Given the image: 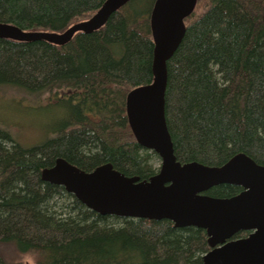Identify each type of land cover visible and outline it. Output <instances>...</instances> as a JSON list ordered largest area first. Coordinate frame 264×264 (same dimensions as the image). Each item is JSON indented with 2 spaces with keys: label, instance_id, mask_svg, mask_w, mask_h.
<instances>
[{
  "label": "trees",
  "instance_id": "trees-1",
  "mask_svg": "<svg viewBox=\"0 0 264 264\" xmlns=\"http://www.w3.org/2000/svg\"><path fill=\"white\" fill-rule=\"evenodd\" d=\"M105 0H0V22L60 32ZM166 62L164 113L180 163L220 166L242 153L264 165V0H197ZM154 0H130L103 28L64 46L0 39V103L45 107V132L22 141L0 116V264H203L204 230L166 220L102 216L40 172L57 158L84 171L110 164L147 180L152 151L137 144L125 99L151 82ZM240 187L210 188L231 197ZM239 233L235 238L245 236ZM14 252L15 254L10 256Z\"/></svg>",
  "mask_w": 264,
  "mask_h": 264
},
{
  "label": "water",
  "instance_id": "water-1",
  "mask_svg": "<svg viewBox=\"0 0 264 264\" xmlns=\"http://www.w3.org/2000/svg\"><path fill=\"white\" fill-rule=\"evenodd\" d=\"M130 0H105L89 18L63 31H24L0 22V39L20 43L43 41L64 46L78 34L100 30L109 16ZM197 0H154L149 15L153 41L150 83L128 92L125 111L138 145L160 159L147 180L129 177L103 164L84 171L63 158L40 172L42 181L60 186L85 208L102 216L151 221L166 220L174 228L205 231L210 250L203 264H264V165L245 154L233 155L220 166L177 161L167 128L164 104L166 62L181 42ZM227 184L241 188L234 196L205 194ZM240 232L244 237L234 239Z\"/></svg>",
  "mask_w": 264,
  "mask_h": 264
},
{
  "label": "rangeland",
  "instance_id": "rangeland-1",
  "mask_svg": "<svg viewBox=\"0 0 264 264\" xmlns=\"http://www.w3.org/2000/svg\"><path fill=\"white\" fill-rule=\"evenodd\" d=\"M205 3L201 1L199 4H196L195 14H199L204 9ZM27 106L15 105L10 101H5L0 103V116L4 119H11L12 122H18L17 133L21 135L22 141H31V139L36 140L42 136V133L45 132V107L37 108L35 110L31 108L27 109ZM150 164L154 168L160 166V159L158 156H153L151 158ZM15 253L12 252L10 256L13 257ZM21 264H33L34 258L30 255H22L19 259Z\"/></svg>",
  "mask_w": 264,
  "mask_h": 264
},
{
  "label": "flooded vegetation",
  "instance_id": "flooded-vegetation-1",
  "mask_svg": "<svg viewBox=\"0 0 264 264\" xmlns=\"http://www.w3.org/2000/svg\"><path fill=\"white\" fill-rule=\"evenodd\" d=\"M156 173H157V172H156ZM156 173H155V174H156ZM205 194H206V193H205ZM235 195H236V194H235ZM233 196H234V195H233ZM240 233H243V232H240ZM245 233H246V232H245ZM238 234H239V233H238ZM238 234H236V235L234 236V239H236L235 237H236ZM245 235H246V234H245ZM243 237H244V236H243ZM239 238H240V237H239ZM207 244H208V243H207ZM208 247H209V245H208ZM209 250H210V247H209ZM209 250H208V251H209ZM208 251H207V252H208ZM207 252H206V253H207ZM206 253H205V254H206Z\"/></svg>",
  "mask_w": 264,
  "mask_h": 264
},
{
  "label": "bare ground",
  "instance_id": "bare-ground-1",
  "mask_svg": "<svg viewBox=\"0 0 264 264\" xmlns=\"http://www.w3.org/2000/svg\"><path fill=\"white\" fill-rule=\"evenodd\" d=\"M51 167H52V166H51ZM246 235H247V234H246ZM246 235H245V236H246Z\"/></svg>",
  "mask_w": 264,
  "mask_h": 264
}]
</instances>
